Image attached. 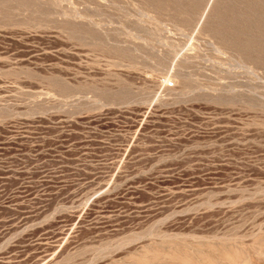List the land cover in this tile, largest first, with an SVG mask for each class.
Here are the masks:
<instances>
[{"label":"rangeland","instance_id":"1","mask_svg":"<svg viewBox=\"0 0 264 264\" xmlns=\"http://www.w3.org/2000/svg\"><path fill=\"white\" fill-rule=\"evenodd\" d=\"M0 264H264V0H0Z\"/></svg>","mask_w":264,"mask_h":264},{"label":"built area","instance_id":"2","mask_svg":"<svg viewBox=\"0 0 264 264\" xmlns=\"http://www.w3.org/2000/svg\"><path fill=\"white\" fill-rule=\"evenodd\" d=\"M167 86H172V83L169 82V83L167 84Z\"/></svg>","mask_w":264,"mask_h":264}]
</instances>
